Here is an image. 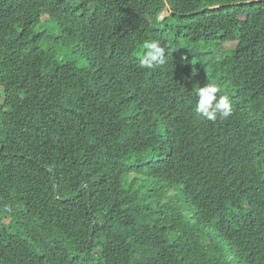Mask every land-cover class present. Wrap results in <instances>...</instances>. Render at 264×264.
Wrapping results in <instances>:
<instances>
[{
  "label": "trees",
  "instance_id": "1",
  "mask_svg": "<svg viewBox=\"0 0 264 264\" xmlns=\"http://www.w3.org/2000/svg\"><path fill=\"white\" fill-rule=\"evenodd\" d=\"M0 264H264V0H0Z\"/></svg>",
  "mask_w": 264,
  "mask_h": 264
},
{
  "label": "clouds",
  "instance_id": "2",
  "mask_svg": "<svg viewBox=\"0 0 264 264\" xmlns=\"http://www.w3.org/2000/svg\"><path fill=\"white\" fill-rule=\"evenodd\" d=\"M144 50L141 64L151 69L154 64H163L165 50L158 40H145L142 44ZM220 89L215 83H208L196 89L198 97L195 103V112L209 121H216L217 117L227 118L232 113V103L225 95H217Z\"/></svg>",
  "mask_w": 264,
  "mask_h": 264
},
{
  "label": "rangeland",
  "instance_id": "3",
  "mask_svg": "<svg viewBox=\"0 0 264 264\" xmlns=\"http://www.w3.org/2000/svg\"><path fill=\"white\" fill-rule=\"evenodd\" d=\"M227 46L229 47V46H234V45H227Z\"/></svg>",
  "mask_w": 264,
  "mask_h": 264
}]
</instances>
